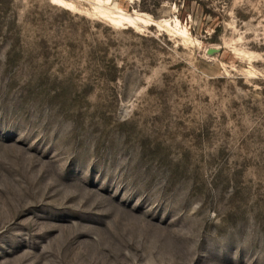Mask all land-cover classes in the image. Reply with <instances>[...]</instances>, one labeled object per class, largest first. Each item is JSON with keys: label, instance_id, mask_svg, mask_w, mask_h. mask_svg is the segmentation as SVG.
Segmentation results:
<instances>
[{"label": "rangeland", "instance_id": "1", "mask_svg": "<svg viewBox=\"0 0 264 264\" xmlns=\"http://www.w3.org/2000/svg\"><path fill=\"white\" fill-rule=\"evenodd\" d=\"M64 1L0 0V264H264V0Z\"/></svg>", "mask_w": 264, "mask_h": 264}, {"label": "bare ground", "instance_id": "2", "mask_svg": "<svg viewBox=\"0 0 264 264\" xmlns=\"http://www.w3.org/2000/svg\"><path fill=\"white\" fill-rule=\"evenodd\" d=\"M50 1L56 4H60V5L62 4L64 6L65 5L71 6V4L67 3L64 0H50ZM92 1L95 3L96 9L99 10L100 14L104 17H109L110 20L115 24L127 23L128 25L132 26L134 23H136V21H142L143 23L148 22V20L143 19L144 17L142 18L139 17L137 13L136 15L132 16V14L124 13L121 9H118L117 7L114 8L116 10H113V12L103 8V5L109 4L111 0H92ZM65 8H68V7L65 6ZM150 24H154V23L150 22Z\"/></svg>", "mask_w": 264, "mask_h": 264}]
</instances>
